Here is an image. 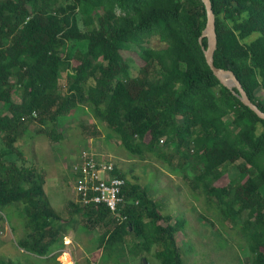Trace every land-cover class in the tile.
<instances>
[{
	"label": "trees",
	"instance_id": "trees-1",
	"mask_svg": "<svg viewBox=\"0 0 264 264\" xmlns=\"http://www.w3.org/2000/svg\"><path fill=\"white\" fill-rule=\"evenodd\" d=\"M210 1L214 66L233 72L264 112V0ZM205 24L201 0H0V210L12 206L22 219L19 249L55 261L51 255L65 245L45 181L15 144L30 129L58 143V128L80 116L96 133L104 128L103 141H117L130 159L168 162L223 221L239 225L248 254L240 263L264 264V120L213 76L198 42ZM154 37L164 47H149ZM124 48L139 57L136 73ZM169 144L173 152L164 151ZM189 161L192 176L184 169ZM232 168L238 176L214 186ZM111 175L125 181V220L105 206L69 204L82 229L102 230V259L120 264L132 243L147 264L143 254L185 264L175 241L185 220L162 214L148 190L116 166Z\"/></svg>",
	"mask_w": 264,
	"mask_h": 264
},
{
	"label": "rangeland",
	"instance_id": "rangeland-1",
	"mask_svg": "<svg viewBox=\"0 0 264 264\" xmlns=\"http://www.w3.org/2000/svg\"><path fill=\"white\" fill-rule=\"evenodd\" d=\"M148 45L155 49L164 47L156 37L152 38ZM122 55L133 68V73H136V63L140 61L135 49L124 48ZM66 70L64 69L62 73V83L66 80ZM88 119L79 116L67 120L58 128L63 135V139L58 143L51 141L44 133L39 134L35 129H30L29 133L20 137L15 144L22 151L26 166L33 165L43 177L45 181L43 189L48 202L63 221V224L60 223L63 244L65 245L67 241L70 244L51 255H58L55 261L25 253L16 245V241L24 234L22 219L12 206H8L0 210V222L3 218L10 225V229L6 226L5 232L3 227L0 228L3 234L0 235V259L12 261L13 264H63L60 260L63 255L59 254L66 252L69 253L70 262L74 260L75 264L112 263L102 259L101 250L88 255L81 252L84 248L90 251L96 249L97 238L102 230L90 224L89 229H81L82 220L79 216L71 214L73 208L69 205L75 203L76 182L71 175L73 166L79 160L82 151H90L123 171L128 180L145 187L151 198L160 206L162 214L170 215L173 219L180 217L185 220L183 232L175 235L176 244L184 254L185 264H241L240 262L247 261L246 242L238 228L239 225L233 226L223 221L215 207L208 205L202 194L191 191L189 179L184 180L181 174L170 171L168 162L160 158L153 157L144 161L130 159L119 143L103 141L104 128L96 133ZM228 119L226 117L225 121ZM164 151L173 152L172 146L169 144ZM6 159L14 161L16 156ZM179 160V157L173 159L172 165L175 166ZM184 169L188 176H192L191 161ZM237 176L238 173L232 168L229 172H224L214 186L223 187ZM201 217L205 220H201ZM1 239L7 242L2 243ZM132 245L128 244L127 248H131V253H127V257L123 258L120 264L142 262L143 256L137 253V249ZM143 255L149 260V264H159L151 254Z\"/></svg>",
	"mask_w": 264,
	"mask_h": 264
},
{
	"label": "built area",
	"instance_id": "built-area-1",
	"mask_svg": "<svg viewBox=\"0 0 264 264\" xmlns=\"http://www.w3.org/2000/svg\"><path fill=\"white\" fill-rule=\"evenodd\" d=\"M113 169L114 166L101 159L99 155L82 151L79 160L73 166L76 203L85 206H105L120 223L125 220V216L120 215V209L124 207V199L120 194L125 181L112 176ZM65 254L69 255L66 252L62 253Z\"/></svg>",
	"mask_w": 264,
	"mask_h": 264
},
{
	"label": "water",
	"instance_id": "water-1",
	"mask_svg": "<svg viewBox=\"0 0 264 264\" xmlns=\"http://www.w3.org/2000/svg\"><path fill=\"white\" fill-rule=\"evenodd\" d=\"M206 12V24L198 39L201 46L205 62L211 70L213 76L220 82V84L230 90L233 96L239 99V101L246 107H248L254 114L261 120H264V112H262L255 104L251 102L248 95L244 91L240 82L237 80L233 72L229 70H223L216 68L213 63L214 52L217 48V37L215 32V16L212 11V5L210 0H201ZM206 39L207 47H202V39ZM142 264H147L145 258L142 260Z\"/></svg>",
	"mask_w": 264,
	"mask_h": 264
},
{
	"label": "crops",
	"instance_id": "crops-1",
	"mask_svg": "<svg viewBox=\"0 0 264 264\" xmlns=\"http://www.w3.org/2000/svg\"><path fill=\"white\" fill-rule=\"evenodd\" d=\"M96 127H97L96 130L102 131V129L100 128V126H96ZM103 139H105V134L104 133H103ZM92 141L93 140H90V142H92ZM113 141H115V140H113ZM115 142H117V141H115ZM71 175L73 176V180H75V176L73 174H71ZM74 198H75V202H76V192H74ZM61 223L63 224V221ZM6 226L8 227V229H10V225L8 224V221H6V220H4L2 218V221L0 222V228L3 227L4 228V232L6 231ZM60 227H61V225H60ZM2 236H3V234H2ZM1 241H2V243L7 242L6 240H3V239H1ZM94 251H96V249L94 250V248L91 251H90V249L88 250V248H84V250H81V252L84 253V254L86 253V255H88V254H90V253H92ZM72 264H75L74 260H73Z\"/></svg>",
	"mask_w": 264,
	"mask_h": 264
},
{
	"label": "bare ground",
	"instance_id": "bare-ground-1",
	"mask_svg": "<svg viewBox=\"0 0 264 264\" xmlns=\"http://www.w3.org/2000/svg\"><path fill=\"white\" fill-rule=\"evenodd\" d=\"M66 244L69 245L70 242L67 241ZM60 260L63 262V264H72V262H70V260H69V255H68V254L63 255V256L60 258Z\"/></svg>",
	"mask_w": 264,
	"mask_h": 264
},
{
	"label": "clouds",
	"instance_id": "clouds-1",
	"mask_svg": "<svg viewBox=\"0 0 264 264\" xmlns=\"http://www.w3.org/2000/svg\"><path fill=\"white\" fill-rule=\"evenodd\" d=\"M65 246H67V245L65 244ZM65 246H64V247H65ZM60 255H62V254H60Z\"/></svg>",
	"mask_w": 264,
	"mask_h": 264
}]
</instances>
